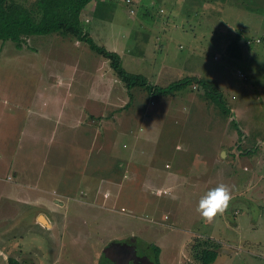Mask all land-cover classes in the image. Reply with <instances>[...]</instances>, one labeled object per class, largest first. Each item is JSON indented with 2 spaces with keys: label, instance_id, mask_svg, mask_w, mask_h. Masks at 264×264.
Segmentation results:
<instances>
[{
  "label": "rangeland",
  "instance_id": "rangeland-1",
  "mask_svg": "<svg viewBox=\"0 0 264 264\" xmlns=\"http://www.w3.org/2000/svg\"><path fill=\"white\" fill-rule=\"evenodd\" d=\"M134 1L85 6L94 43L155 87L207 80L232 115L199 85L128 90L70 37L0 41V264H200L205 239L212 264H264V0ZM220 183L233 199L205 223Z\"/></svg>",
  "mask_w": 264,
  "mask_h": 264
},
{
  "label": "trees",
  "instance_id": "trees-1",
  "mask_svg": "<svg viewBox=\"0 0 264 264\" xmlns=\"http://www.w3.org/2000/svg\"><path fill=\"white\" fill-rule=\"evenodd\" d=\"M92 0H34L29 5L17 0H0V41H10L21 48L25 39L36 35H61L70 37L87 44L91 51L109 62V66L117 78L122 81L128 90L141 87L148 94L174 95L188 86L199 85L204 90V96L215 103L222 113L232 115L231 108L224 101L222 93L213 89L210 82L202 78H186L166 87H155L139 74L127 72L122 65V59L116 52L98 46L90 38L82 24V11ZM207 2L209 0H202ZM249 40V39H248ZM128 106V105H127ZM252 154L253 151L243 154ZM217 244L211 239L196 242L192 248V256L200 264H212L216 261L219 252ZM159 249L154 248V260L159 264ZM8 264H20L18 260L9 258Z\"/></svg>",
  "mask_w": 264,
  "mask_h": 264
},
{
  "label": "clouds",
  "instance_id": "clouds-1",
  "mask_svg": "<svg viewBox=\"0 0 264 264\" xmlns=\"http://www.w3.org/2000/svg\"><path fill=\"white\" fill-rule=\"evenodd\" d=\"M233 199L231 188L220 183L208 190L197 205V213L205 223H212L218 216H222Z\"/></svg>",
  "mask_w": 264,
  "mask_h": 264
},
{
  "label": "crops",
  "instance_id": "crops-1",
  "mask_svg": "<svg viewBox=\"0 0 264 264\" xmlns=\"http://www.w3.org/2000/svg\"><path fill=\"white\" fill-rule=\"evenodd\" d=\"M129 1H133V3H135V1L134 0H129ZM184 2V1H183ZM130 3H132V2H130ZM82 18V17H81ZM88 33V32H87ZM149 117V116H148ZM144 129H147V126H145V127H143ZM220 153H222V154H224V152L223 151H221ZM213 162L214 161H216V158H215V156H216V154L215 153H213ZM208 163V162H207ZM208 165H209V163H208ZM3 177V176H2ZM214 179H216V176H214ZM13 188V187H12ZM15 188V187H14ZM17 189H19V187H16ZM19 195L21 196V190H20V192L19 191H16L15 192V196L16 197H19ZM39 219V218H38Z\"/></svg>",
  "mask_w": 264,
  "mask_h": 264
},
{
  "label": "water",
  "instance_id": "water-1",
  "mask_svg": "<svg viewBox=\"0 0 264 264\" xmlns=\"http://www.w3.org/2000/svg\"><path fill=\"white\" fill-rule=\"evenodd\" d=\"M41 217L42 216L39 217V220H40ZM41 222H44L46 224V221H45V219L43 217H42V221Z\"/></svg>",
  "mask_w": 264,
  "mask_h": 264
},
{
  "label": "flooded vegetation",
  "instance_id": "flooded-vegetation-1",
  "mask_svg": "<svg viewBox=\"0 0 264 264\" xmlns=\"http://www.w3.org/2000/svg\"><path fill=\"white\" fill-rule=\"evenodd\" d=\"M126 251V250H125ZM128 253V252H127ZM113 260L115 261V262H117L116 260H115V258H113ZM139 260H140V258H139ZM20 263V262H19ZM132 263V262H131Z\"/></svg>",
  "mask_w": 264,
  "mask_h": 264
},
{
  "label": "bare ground",
  "instance_id": "bare-ground-1",
  "mask_svg": "<svg viewBox=\"0 0 264 264\" xmlns=\"http://www.w3.org/2000/svg\"><path fill=\"white\" fill-rule=\"evenodd\" d=\"M40 220L42 221V217L40 218Z\"/></svg>",
  "mask_w": 264,
  "mask_h": 264
}]
</instances>
